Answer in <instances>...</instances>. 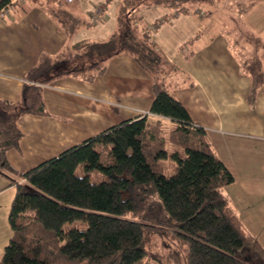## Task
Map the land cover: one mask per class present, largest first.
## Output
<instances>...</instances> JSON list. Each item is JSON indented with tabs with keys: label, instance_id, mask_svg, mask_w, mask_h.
Wrapping results in <instances>:
<instances>
[{
	"label": "trees",
	"instance_id": "obj_1",
	"mask_svg": "<svg viewBox=\"0 0 264 264\" xmlns=\"http://www.w3.org/2000/svg\"><path fill=\"white\" fill-rule=\"evenodd\" d=\"M16 1L0 0V10ZM55 1L41 3L63 32L73 35L78 20L64 12L62 0L57 6ZM146 1L121 0L107 38L80 40L42 57L23 76L18 101L0 98V175L15 187L7 215L11 235L0 264H150L158 240L170 248L159 264H264V247L222 195L232 174L205 130L191 122L164 85V56L137 24ZM190 1L212 2L154 0L174 13L186 11ZM256 1L247 0L242 12ZM116 56L130 58L150 78L151 116L121 121L24 173L14 171L6 153L19 149L18 118L48 114L43 85L66 76L90 83ZM244 67L253 79L248 99L254 100L264 83L260 61L254 58ZM164 122L173 127L165 130ZM169 157L175 172L165 176L163 160ZM88 170L108 180L92 183ZM75 220L85 228L62 230Z\"/></svg>",
	"mask_w": 264,
	"mask_h": 264
},
{
	"label": "crops",
	"instance_id": "obj_2",
	"mask_svg": "<svg viewBox=\"0 0 264 264\" xmlns=\"http://www.w3.org/2000/svg\"><path fill=\"white\" fill-rule=\"evenodd\" d=\"M42 1H16L6 8V15L0 21L2 99H20L23 76L42 57L56 55L67 45L71 46L80 40L107 38L109 30L114 28L117 6L121 4V0H73L70 3L62 0L64 12L78 20L74 34L68 36L55 18L47 13ZM59 1L56 0L54 6ZM153 5L157 9L148 10L141 6L139 15L142 18L137 24L143 29L145 37L162 52L167 72L168 65L179 67L174 60L177 57L174 48L178 43L171 45L167 41L171 39L172 30H177L175 35L181 37L180 42L186 40L190 35L189 21L180 16L181 12L165 11L164 6L159 3L154 2ZM246 13L251 24L260 23L261 26L256 27L257 31L254 33L261 36L257 38V43L264 48V0H257L243 11V14ZM156 23H159L158 26L153 28ZM167 46L173 48L168 50ZM178 50L183 54L186 49L178 47ZM262 60L264 53L259 59L261 70L264 63ZM226 66L232 75V63L227 62ZM182 71L194 84L174 92V96L187 110L191 122L205 130L214 154L226 169L229 166L225 161L226 157L222 155L223 151H219L220 146H225V154L235 152L236 156L229 158L240 169L253 170L259 163L264 164L263 147L257 151L252 143L237 144L239 140L233 141V138H249L253 134L264 140V83L256 89L254 100H250L248 95L253 79L247 72V76L238 73L234 74L236 77L232 75L229 81L221 80L225 84L222 87L219 84L215 86L217 70L213 65L206 67L205 64H200L198 68L191 67ZM42 95L48 114L20 116L17 120L22 133L19 149L6 153L10 167L17 173H24L41 162L58 156L64 150L121 121L140 115L151 116L149 106L153 98L150 78L126 56L110 59L105 72L90 83L69 76L61 77L43 85ZM11 176L17 179L14 175ZM1 184L4 183L0 180ZM247 184L250 185V196L246 200L252 201L253 195H257L264 207V183L259 186L255 179H249ZM257 187L259 188L256 189ZM227 201L239 215L236 211L238 209L228 199ZM0 225L1 255L11 235V228L9 223L3 224V221H0Z\"/></svg>",
	"mask_w": 264,
	"mask_h": 264
},
{
	"label": "rangeland",
	"instance_id": "obj_3",
	"mask_svg": "<svg viewBox=\"0 0 264 264\" xmlns=\"http://www.w3.org/2000/svg\"><path fill=\"white\" fill-rule=\"evenodd\" d=\"M246 2L247 0H212L211 3L190 1L184 4L186 11L181 12L180 16L186 17L189 21L188 29L190 35L186 40L180 42L181 37L175 35L177 30H172L171 39L167 41L171 45L175 42L178 43L174 48L177 53V57L174 60L181 67V69L172 65H168L167 67V72L164 76V85L171 93L174 94L178 90L187 89L191 84H194L193 80L182 71L183 69H190L191 67L198 68L200 64H205L206 67L213 65L217 70L216 78L214 77L215 86L219 84L224 87L225 84L222 81L231 80L232 75L236 77L235 75L239 73L247 76L244 67L245 63L251 62L254 58L261 59L263 57L264 48L261 44L257 43V38L261 36L254 33L257 31L256 27H260L261 25L255 22V24H251L247 13L243 14L241 9ZM149 3L151 6H147ZM153 3L154 0H148L146 1V5L145 3L142 5V8L148 10L155 9L156 5H153ZM167 10L165 9V11ZM168 11L172 12V10ZM5 15L0 18V21ZM172 17H174V14H172ZM112 30L113 28L109 30L108 35H110ZM178 47L186 49L183 51V54L179 53ZM69 48L70 46L67 45L64 49L68 50ZM172 48L173 46H167L168 50ZM213 57L215 58L213 59ZM218 58L219 60L217 61ZM216 61L217 63L215 64ZM227 62L233 65L232 75H230L226 66ZM262 70L261 73L264 75V63H262ZM163 124L165 125V130L173 127V123L171 122H164ZM234 140H239L237 144H245L247 142L250 145L252 143V146H256L257 151H259L260 147L264 148V140L254 134L249 138H233ZM224 147L220 146L219 151L224 152ZM166 150L169 153L173 151V147L167 140ZM223 152L222 155L226 157L225 161L229 166L227 170L232 174L235 184L231 183L225 186L222 189V195L230 201L233 207L238 209L236 210L239 214L237 216L242 220L246 231L264 247L263 203L258 199L259 197L257 195H253L254 200L252 201L246 200L247 196H250V185L248 186L247 184L249 179H255L256 185L259 186L264 183V164L259 163V167L256 166L253 170H243L238 168L236 163L232 162L229 158L230 156L235 157V152H230L229 154ZM163 162L165 164L164 175H172L175 172V160L169 157L164 159ZM86 174L92 183L108 180L107 176L97 170H88ZM0 180L4 183L1 184L2 186L0 185V221L8 225L6 217L15 192V187L14 185H9V180L2 175H0ZM0 227L2 226L0 225ZM71 228L84 229L85 223L82 220H75L64 223L62 226L63 231H68ZM169 250L170 248L162 243L161 240H158L157 243L154 242L149 256V258L152 256L154 259L152 263L149 261L150 264H159V258L166 261ZM160 255L162 257H159Z\"/></svg>",
	"mask_w": 264,
	"mask_h": 264
},
{
	"label": "built area",
	"instance_id": "obj_4",
	"mask_svg": "<svg viewBox=\"0 0 264 264\" xmlns=\"http://www.w3.org/2000/svg\"><path fill=\"white\" fill-rule=\"evenodd\" d=\"M18 1H19V0H18ZM64 1L67 2V3H70V2H72L73 0H64ZM99 9H100V8H98L97 11H99ZM5 12H6V8H3V9L0 10V18L5 14Z\"/></svg>",
	"mask_w": 264,
	"mask_h": 264
}]
</instances>
